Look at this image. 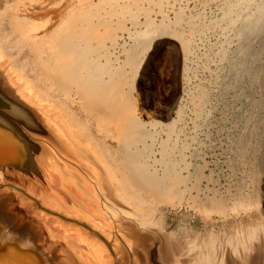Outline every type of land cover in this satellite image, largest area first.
Here are the masks:
<instances>
[{
	"label": "bare ground",
	"instance_id": "1",
	"mask_svg": "<svg viewBox=\"0 0 264 264\" xmlns=\"http://www.w3.org/2000/svg\"><path fill=\"white\" fill-rule=\"evenodd\" d=\"M27 1L0 0V264H264V170L245 174L241 190L226 198L213 172L173 158L176 122L154 119H170L174 109L165 116L139 108L135 86L157 30L136 34L127 74L114 53L126 25L111 29L98 5L57 37L47 28L56 59L39 44L30 48L27 30L12 21ZM261 11L250 24L255 33ZM139 14L130 15L135 25ZM243 45L233 67L245 87L250 47ZM165 130L169 140H159Z\"/></svg>",
	"mask_w": 264,
	"mask_h": 264
},
{
	"label": "rangeland",
	"instance_id": "2",
	"mask_svg": "<svg viewBox=\"0 0 264 264\" xmlns=\"http://www.w3.org/2000/svg\"><path fill=\"white\" fill-rule=\"evenodd\" d=\"M41 1L38 3L43 6L42 12L33 7L37 2H20L16 10L11 12L12 21H21L20 30H27L28 34L21 36L30 48L39 44L44 56H47V52L48 55H56V59L58 48H53L48 42L49 37L44 34L47 28L53 25L57 37L62 34L63 26L72 22L78 13L95 10L98 5H102L98 16H102L108 26L112 25L111 29L116 28L119 22L126 25L125 29L118 31L119 47L114 53L122 65H125L127 74H131L134 69L129 63L127 50L134 47L139 33L145 32L149 27L155 28L157 38L148 54L149 62L139 71V76H143L145 81L137 80L135 94L139 96H135L141 102L139 108L143 107L146 113L162 112L167 116L174 109L170 119H154L165 125L176 122L175 134L170 136L173 141H168L175 148L172 147L175 150L172 153L176 154V158L175 155L172 157L180 161L187 156V159L184 158L187 163L197 165L201 170L205 169L209 176L213 172L216 188L226 198H231L241 190L239 183L243 181L245 174L251 179L259 173L258 169L264 170V23L260 32L255 33L251 28V25L254 28L261 10H264V6H261L264 5V0H252L249 3L243 0ZM143 10L149 12L148 17ZM110 12H115L116 16L112 17ZM132 13H140L139 23L136 25L130 19ZM245 23L247 26L251 24L250 30ZM108 26L102 27L101 31H110ZM34 29L40 33L38 39L31 37V33L33 36L36 33ZM167 29L171 32L166 31ZM240 40H244L243 43ZM41 42H44L43 45ZM239 44H244L245 48L250 47L247 52L250 55L244 57L249 65V78L247 77L245 87L242 84L244 82H240L242 75L239 76V70L236 71L233 67L234 53ZM109 45L111 46L110 42ZM21 48L28 50L23 45ZM199 97L202 99H198ZM145 117L143 119L148 122ZM158 130L162 131V128ZM163 133L159 140H169L167 130ZM178 153L181 156L178 157ZM188 156L196 160L189 159ZM157 158L160 159V155ZM250 172L252 173L249 174ZM233 224L239 223L235 221Z\"/></svg>",
	"mask_w": 264,
	"mask_h": 264
}]
</instances>
